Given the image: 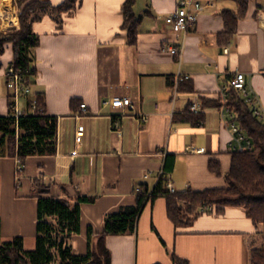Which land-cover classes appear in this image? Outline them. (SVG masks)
<instances>
[{
	"label": "crops",
	"instance_id": "obj_1",
	"mask_svg": "<svg viewBox=\"0 0 264 264\" xmlns=\"http://www.w3.org/2000/svg\"><path fill=\"white\" fill-rule=\"evenodd\" d=\"M16 1L0 0V34L20 29ZM33 1L48 6L31 16L40 38L31 89L42 95L46 115L58 119V148L53 156L28 158L20 176L17 159L0 158L3 243L21 238L24 249L36 248L39 181L71 206L93 199L80 205L81 232L70 240L76 255L87 254L89 230L95 243L105 218L136 207V188L153 192L161 172L177 193L227 188L233 134L222 108L204 104L218 102L231 79L244 73L264 110V0L249 1L229 42L220 39L223 13L236 12L235 2L198 0L204 9L181 62L163 50L178 44L165 20L180 0H146L141 12L137 3L141 22L132 46L122 29L126 0ZM13 59L7 44L0 56V117L9 115L6 71ZM115 97L131 99L134 109L105 104ZM27 100H19L22 109ZM193 101L201 107L198 115L189 110ZM82 104L88 108L83 114ZM211 208L177 229L166 198L147 199L136 233L106 237L111 264H174L172 254L189 264H250L251 252L262 246V229L242 208Z\"/></svg>",
	"mask_w": 264,
	"mask_h": 264
},
{
	"label": "trees",
	"instance_id": "obj_2",
	"mask_svg": "<svg viewBox=\"0 0 264 264\" xmlns=\"http://www.w3.org/2000/svg\"><path fill=\"white\" fill-rule=\"evenodd\" d=\"M237 11H225V31L221 41L229 42L238 31V23L246 15L250 0H233ZM70 2V0H69ZM137 0H126L122 6L124 22L129 45L138 42V28L141 18L135 12ZM68 5V2H67ZM48 6V3L33 0H17L15 8L20 14V29L9 30L0 34V56L5 53V46H13L12 64L21 70L27 84L33 86L37 74L35 67V50L40 44L39 36L33 31L32 14ZM39 104L44 108L42 95H37ZM14 96L9 95V115L0 117V158L18 159L26 166L27 159L35 156H53L58 148V119L46 113H31L16 119L14 114ZM213 104V103H212ZM224 106L234 115L233 122L252 143V151L233 152L230 173L227 175V188L212 189L203 192H178L171 194L161 180L152 192L150 199L165 197L170 220L175 227L182 228L203 213L205 207L242 208L247 217L257 228L262 227V246L254 249L250 255V264H264V124L255 117L248 106L245 96L231 88L226 105L221 99L212 105ZM214 165V164H213ZM144 189V187H142ZM148 189L138 194L136 207L105 218L104 231L96 234L88 231V250L86 255H76L70 240L81 232V208L90 198H80L76 205L51 195L50 187L41 181L36 183L38 196L36 248L33 251L24 249L21 238L3 243L0 232V264H111V254L105 239L107 236L134 234L137 231L139 216L147 200ZM1 227V220H0ZM174 264H189L172 254Z\"/></svg>",
	"mask_w": 264,
	"mask_h": 264
},
{
	"label": "built area",
	"instance_id": "obj_3",
	"mask_svg": "<svg viewBox=\"0 0 264 264\" xmlns=\"http://www.w3.org/2000/svg\"><path fill=\"white\" fill-rule=\"evenodd\" d=\"M204 7L198 0H180L178 3V8L174 13L169 15L166 20V26L172 31L178 38V44L173 47H166L163 50L170 52L172 55L178 57L181 62L184 50L186 38L192 31L195 30L201 12ZM227 52V50H226ZM7 78V89L14 96V114L13 116L16 119L27 114V106L31 107V113H44V108L39 104L37 96L33 95L31 87L27 84L26 77L24 73L17 69L14 64H11L6 71ZM181 79L188 80L190 77L181 76ZM233 88L236 91L242 93L247 101L248 106L253 110L255 117L261 120L264 123V110L259 106L258 101L253 97V92L248 86L247 77L244 73H237L230 82V87L223 89L221 91V100L226 101L228 99L229 90ZM21 98H28L26 108L22 109L19 105V100ZM30 98V99H29ZM106 105H110L111 108L115 111H119L124 108L134 109L133 101L129 98L115 97L109 102H105ZM81 113L87 112L88 108L86 104L80 106ZM189 110L198 115L201 113V107L198 102L193 101L190 103ZM223 114L227 117L228 126L233 134V142L231 145V152H245L252 151L253 145L247 139L246 135L240 130L239 126L233 122L234 115L229 109L225 106L222 108ZM80 117V115L78 116ZM142 122H147V117H142ZM84 136V127L79 126L76 136L77 144L81 145L82 138ZM198 153H204L205 149H200L196 151ZM78 155V152L72 153V157L75 158ZM25 167L20 164V161L17 159V175L20 176L24 172ZM150 174H146L144 178H148ZM160 179L164 180L166 187L171 194L177 193L174 186L168 181V177L164 172H161ZM138 194H143L144 189L142 186L136 188ZM152 192L147 193V199L150 198ZM210 211L211 207H207Z\"/></svg>",
	"mask_w": 264,
	"mask_h": 264
},
{
	"label": "rangeland",
	"instance_id": "obj_4",
	"mask_svg": "<svg viewBox=\"0 0 264 264\" xmlns=\"http://www.w3.org/2000/svg\"><path fill=\"white\" fill-rule=\"evenodd\" d=\"M137 7H138V10H140V12H141V10H143V8H144V6H145V4H146V0H137ZM140 14V13H139ZM21 105L22 106H24L25 105V103H24V101H22V103H21ZM264 124V123H263ZM261 229H262V227H261ZM29 247H28V245H27V247H25V250L26 251H29L30 249H28ZM33 250H35V249H33ZM33 250H31V251H33Z\"/></svg>",
	"mask_w": 264,
	"mask_h": 264
}]
</instances>
